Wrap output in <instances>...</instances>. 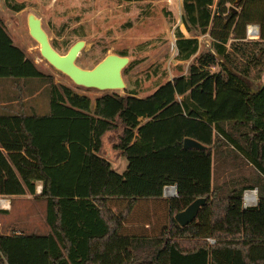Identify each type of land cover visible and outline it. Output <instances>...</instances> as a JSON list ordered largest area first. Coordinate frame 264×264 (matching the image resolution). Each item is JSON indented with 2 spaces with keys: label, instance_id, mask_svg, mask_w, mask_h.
I'll return each instance as SVG.
<instances>
[{
  "label": "trees",
  "instance_id": "1",
  "mask_svg": "<svg viewBox=\"0 0 264 264\" xmlns=\"http://www.w3.org/2000/svg\"><path fill=\"white\" fill-rule=\"evenodd\" d=\"M183 11L195 35L178 29L176 49L193 62L152 95L126 87L93 109L89 97L51 85L48 114H0V196L43 200L51 229L0 234V264H264V195L254 207L243 201L261 176L233 177L249 163L264 175V87L248 85L264 77V0H183ZM252 24L258 40L248 39ZM207 34L202 52L196 36ZM0 78L47 79L1 20ZM116 131L128 162L122 174L101 155L103 138ZM186 139L206 149L185 148ZM230 147L235 154L223 151ZM225 174L232 177L218 186ZM170 186L178 196L165 199L160 233L127 232L138 204L159 203ZM200 198L206 204L181 227L175 215Z\"/></svg>",
  "mask_w": 264,
  "mask_h": 264
},
{
  "label": "rangeland",
  "instance_id": "2",
  "mask_svg": "<svg viewBox=\"0 0 264 264\" xmlns=\"http://www.w3.org/2000/svg\"><path fill=\"white\" fill-rule=\"evenodd\" d=\"M18 5L23 9L15 11ZM229 9L230 12L235 11L233 6ZM183 14V0H0V20L15 45L20 47L47 77L45 81L0 82V114H48L51 85H63L78 95L89 97L92 107L98 98L113 92L78 85L66 73L51 65L42 56L40 43L30 34V18L41 21L42 29L48 35L50 43L62 56L67 55L70 45L83 41L84 48L76 60V65L81 69L93 70L107 56H121L120 54L125 52L129 60L123 70L126 87L136 90L138 96L144 98L167 82L188 73L194 58L185 62L178 59L176 31L181 29L187 38H191L195 33L187 32L182 20ZM196 38L199 40L200 51H207L210 46L209 35H198ZM258 38L259 36L248 39ZM213 71H218V68H213ZM248 85L254 92H258L264 85V77L261 82ZM118 92L125 93L124 89ZM103 143L101 155L113 162L115 171L124 173L128 162L116 149L119 132L106 134ZM232 148H225L223 151L227 153L228 150L235 154ZM239 175H252L254 179L261 176L260 179L257 178L258 188L245 191H253L258 204L259 190L264 195V175L250 163L248 167L241 165L240 171L233 177ZM231 177L232 175L225 174L216 184L222 186L224 180ZM240 185L242 184L239 183L238 186ZM2 200H6L5 196L0 197V234L51 233L45 219L46 203L43 200L31 195L11 199L13 204L7 214L2 209ZM118 204L120 209L125 206L124 203ZM145 205H148L147 202L142 201L135 208L130 219L132 222H129L132 227L129 226L127 232L143 231L148 236H155L168 223V216L164 211V204L154 203L150 208ZM119 207H116L118 212ZM146 226L149 229H146Z\"/></svg>",
  "mask_w": 264,
  "mask_h": 264
},
{
  "label": "water",
  "instance_id": "3",
  "mask_svg": "<svg viewBox=\"0 0 264 264\" xmlns=\"http://www.w3.org/2000/svg\"><path fill=\"white\" fill-rule=\"evenodd\" d=\"M29 27L31 36L40 43L42 56L55 68L66 73L76 84L103 91L126 88L123 70L129 63L127 57L110 55L93 70H84L76 65V60L85 45L83 41L77 42L67 55L62 56L53 48L48 35L42 29L41 21L32 17L29 21ZM184 146L185 148L206 149L205 146L192 139H186ZM205 204L206 198L197 199L186 210L176 214L175 220L181 227H186L195 220L200 208Z\"/></svg>",
  "mask_w": 264,
  "mask_h": 264
},
{
  "label": "built area",
  "instance_id": "4",
  "mask_svg": "<svg viewBox=\"0 0 264 264\" xmlns=\"http://www.w3.org/2000/svg\"><path fill=\"white\" fill-rule=\"evenodd\" d=\"M247 35H248V38H251V37L257 38L259 36V26H257V25L248 26ZM253 193L254 192L252 191V192H247L244 194L243 201H244V207L245 208L254 207L253 205L256 206L257 198L255 199V201L252 200ZM164 196L168 199L177 197L178 192H177L176 187H174V186L166 187L164 190Z\"/></svg>",
  "mask_w": 264,
  "mask_h": 264
},
{
  "label": "crops",
  "instance_id": "5",
  "mask_svg": "<svg viewBox=\"0 0 264 264\" xmlns=\"http://www.w3.org/2000/svg\"><path fill=\"white\" fill-rule=\"evenodd\" d=\"M3 80H7V79H1L0 78V82H2ZM153 94V93H152ZM151 94V95H152ZM150 96V95H149ZM148 97V96H147ZM140 98H143V97H140ZM93 105V104H92ZM95 106H96V103L94 104V106H93V109L95 108ZM149 121V119H143V118H141L140 119V122L142 123V124H144V123H146V122H148ZM107 160H108V158H107ZM110 161V160H109ZM110 163L113 165V162H111L110 161ZM223 179V178H222ZM41 192H42V183H37V195H40L41 194ZM0 197H2V196H0ZM18 197H24V196H12V197H6L5 196V198H6V200H2L3 201V204H2V209L5 211L4 213H6L8 210H10V207H11V205L13 204L12 203V200L11 199H16V198H18ZM165 199H166V197L164 196V199H161V200H159V201H156V202H159L160 203V205L161 204H164L165 205V208H167V206H166V202H165ZM168 199V198H167ZM150 202H153V201H150ZM155 202V201H154ZM154 202L153 203H149V205H151V204H154ZM7 203H9V204H7ZM159 203H155V204H159ZM139 205V204H138ZM114 211L117 213V211H116V208H114ZM164 211H165V209H164ZM7 214V213H6ZM130 222H132V221H130ZM132 223H127L126 224V228H129V226H131L132 227V225H131ZM146 229H149V227H145Z\"/></svg>",
  "mask_w": 264,
  "mask_h": 264
},
{
  "label": "bare ground",
  "instance_id": "6",
  "mask_svg": "<svg viewBox=\"0 0 264 264\" xmlns=\"http://www.w3.org/2000/svg\"><path fill=\"white\" fill-rule=\"evenodd\" d=\"M254 38H256V37H254ZM255 199H256V195L253 193L252 200H254V201H255Z\"/></svg>",
  "mask_w": 264,
  "mask_h": 264
}]
</instances>
